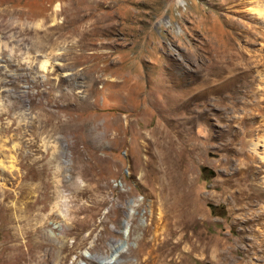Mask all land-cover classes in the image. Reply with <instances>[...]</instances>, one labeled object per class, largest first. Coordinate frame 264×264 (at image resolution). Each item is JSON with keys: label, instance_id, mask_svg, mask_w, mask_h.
Wrapping results in <instances>:
<instances>
[{"label": "rangeland", "instance_id": "374dc122", "mask_svg": "<svg viewBox=\"0 0 264 264\" xmlns=\"http://www.w3.org/2000/svg\"><path fill=\"white\" fill-rule=\"evenodd\" d=\"M252 162L261 190L264 0H0V264H147L161 176L181 264H264Z\"/></svg>", "mask_w": 264, "mask_h": 264}, {"label": "bare ground", "instance_id": "6f19581e", "mask_svg": "<svg viewBox=\"0 0 264 264\" xmlns=\"http://www.w3.org/2000/svg\"><path fill=\"white\" fill-rule=\"evenodd\" d=\"M259 143L260 141L256 140L254 142L255 147H257ZM262 168L263 165L258 167L252 162L248 163L243 169V176L246 179V184L247 182L248 184L245 185L244 189H242L238 199L241 197L245 199L247 196L249 199L257 202L264 201V188L256 190L254 186V176L257 173H261V171H263ZM174 180L175 179L171 180L167 178V176H161L158 179L157 188L161 209L160 219L164 221V225L161 230L158 229L155 231V238L159 239L160 242H154L152 252L154 250L156 254L155 257H150L147 260V264H181L184 256L181 247L182 238L183 240L187 239L189 241L187 248L192 245L190 242L192 240V235L188 233V229L193 225V222L195 223L192 219L194 207L192 191L188 184H183ZM243 199H240V201H243ZM243 208H245L244 205ZM182 231H185V235L182 236L181 234V238L178 241H172V238ZM160 235L163 236L161 239ZM203 242H206V240ZM201 246L202 251H205L208 248V243L201 244ZM215 250L217 252V256L223 255L221 248H215ZM177 255L180 259L177 258Z\"/></svg>", "mask_w": 264, "mask_h": 264}]
</instances>
